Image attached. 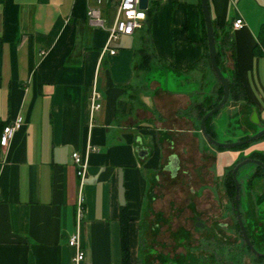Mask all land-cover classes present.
<instances>
[{"label":"crops","instance_id":"1","mask_svg":"<svg viewBox=\"0 0 264 264\" xmlns=\"http://www.w3.org/2000/svg\"><path fill=\"white\" fill-rule=\"evenodd\" d=\"M155 2L143 29L110 42V53V28L88 14L97 0H0V119L22 118L9 145L0 144V264H71L75 234L81 264H122L123 205L135 261L161 180L172 191L182 187L185 203L197 199L205 219L226 221L224 180L241 153L218 151L200 128L221 86L206 56L201 0ZM208 3L215 30L229 27L233 38L223 71L236 63L249 102L230 96L228 116L220 110L211 119L214 137L221 127L234 131V121L254 134L252 107L264 123V49L256 48L264 0ZM239 16L246 25L233 30ZM141 48L149 53L144 66ZM75 151L88 159L83 183ZM253 172L246 191L259 194L264 174L252 179ZM247 262V255L238 260Z\"/></svg>","mask_w":264,"mask_h":264},{"label":"rangeland","instance_id":"2","mask_svg":"<svg viewBox=\"0 0 264 264\" xmlns=\"http://www.w3.org/2000/svg\"><path fill=\"white\" fill-rule=\"evenodd\" d=\"M102 1L103 2L99 5V9L102 12L103 18L106 20L105 27L111 28L116 16V1L118 0ZM155 7V0H150L149 8L153 11L155 10ZM146 33L147 31L145 32V34ZM224 107L225 108L222 109L221 113L227 115L228 112H226L225 109L226 107H228V103ZM233 126H236L234 131L230 128L224 129L223 127H221L218 131L216 139L222 142H235L241 140V137H244L246 135H252V132L248 134V132L240 130L237 127L238 124L236 121H234ZM216 149L223 153L227 151L236 150L239 151L242 156H246L245 158H248L249 156H251L252 153H262V151H264V135L260 138L254 139L244 144L242 147H218ZM257 168L258 167L255 164H246L239 170L237 174L240 181V193L242 203L241 207L246 204L249 210L253 209L252 212L250 211V217L248 215V217H252V219H254L255 216L258 218L264 217V196H255V200H253V203L250 201L249 197H245L244 199V193L246 191L245 178L248 179L247 173L250 174L251 171L253 172ZM180 176V178L183 179L182 175ZM185 179H187V177ZM160 183L163 185L164 189H161V191H159L158 200L156 202H152L153 204L146 212V221L143 223V232H141L140 247H137V250L139 252L137 251V255L134 256V259L138 264H185V257L184 255H182L185 250L184 239L186 238V235H184V232L187 230H195L193 222H191L193 214L192 209L195 206L198 211L201 209L200 206L196 205L197 199L192 201L193 206L189 205L188 203H185L187 200H185L184 202L183 196L185 194L182 187L172 191L169 186L167 187L164 185L163 180H161ZM220 187L222 188L223 185L220 184ZM251 191L255 192L254 189H252ZM261 192H264V187ZM222 197L228 198L225 193L222 194ZM249 202H251V204H249ZM231 208L232 203L230 202L229 206L225 207V209L229 211L231 210ZM242 209L244 208L242 207ZM224 214L226 215L227 222H230V218L227 217L229 215H232L233 218L236 219V217H234V214L231 212H228L227 214L224 212ZM177 216L178 219H175ZM251 220L249 219L250 224L252 223ZM225 231L229 234H232V226L226 227ZM196 235H198V233H195V236ZM240 237L242 238V236ZM174 245L178 246L176 249L178 251V255H180L179 259H172V251L174 250ZM221 248V252H223L226 257H236L235 259L239 261H241L242 255L248 254V250L245 248V245L243 243H240V241H238L237 244L233 246L223 245ZM238 249L240 250L239 252ZM232 250L234 251V254L230 255Z\"/></svg>","mask_w":264,"mask_h":264},{"label":"flooded vegetation","instance_id":"3","mask_svg":"<svg viewBox=\"0 0 264 264\" xmlns=\"http://www.w3.org/2000/svg\"><path fill=\"white\" fill-rule=\"evenodd\" d=\"M233 167L234 166L231 168L233 169ZM262 196H264V192H262ZM229 202L231 201L229 200ZM189 205L193 206V203L190 202ZM195 207L192 209L193 214L191 222H193L194 229L197 231H185V264H239L238 260L235 259L236 257L226 259L223 258L224 253L221 252V247L223 246L221 240L225 245L230 246L237 244L238 241L243 243V239L240 237V230H238L236 226V219L233 218L232 215L230 216V222L221 220L213 221L214 219L211 217L205 219ZM229 211L233 213L235 217L233 206ZM249 219L251 220L252 217ZM251 222L252 223H249L247 228L251 241L257 251L264 252V217L258 218L255 216ZM230 226L233 228L232 234H229L226 231H221ZM195 233H198V235L195 236ZM177 247V245H174L172 259L180 258L176 249ZM245 248L248 250V254H244L248 256V262L245 264H264V257L255 255V253H253L249 247L247 248L246 245ZM239 251L240 250L238 249V252ZM232 254H234L233 250L230 255ZM243 259L245 258L243 257Z\"/></svg>","mask_w":264,"mask_h":264},{"label":"trees","instance_id":"4","mask_svg":"<svg viewBox=\"0 0 264 264\" xmlns=\"http://www.w3.org/2000/svg\"><path fill=\"white\" fill-rule=\"evenodd\" d=\"M151 11L152 10L149 8V10H148L149 14L151 13ZM203 33H204L203 34V41L205 42V44L207 46V34H206L204 22H203ZM215 36L217 39L220 38L219 39L220 43L217 46V51H218L217 52V61L223 69L222 59L225 55V49L229 48L232 56H234L233 38H232V34L229 30V27L223 31L222 35H219V33L215 30ZM258 39H259V42H258L256 48L259 51H261V49H264V24L261 26V29H260L259 35H258ZM138 52L140 53V55H144L140 59L139 66H144V64L147 63V61H148L149 53L144 48L139 49ZM206 56L209 59L208 53L206 54ZM144 68H148V67H144ZM225 70L227 71V74L230 78V91H231L230 96H231V98L234 100L243 99L246 101V103L249 104L248 99H247V95L245 92V88H244L243 83H242V81L239 77V74L237 72L236 63L233 62L232 68H228ZM223 93H224L223 86H220L217 101L222 97ZM217 101L214 102L211 106H209V109L214 107L217 104ZM204 114H205V112H202L201 116H203ZM211 119H212V117L208 118V120L206 122V130L209 134L214 136L215 132L211 126ZM7 124H8L7 122L0 119V137H1V134L3 132L4 127ZM249 136L250 135H246V136L242 137L241 139L248 138ZM250 157L259 158V159L264 161V154L263 153H252ZM263 174H264V170L258 166L256 171L252 174V179H255V178L257 179L258 177L261 178V176H263ZM224 182H225L224 183L225 194H226V196H228L229 200L231 201L233 209H234V213H235L236 183H235V180L233 178L232 168H229ZM251 190H252V188L250 186L249 189L247 191H245V193H244V199H245V197H249L250 201L253 203V200H255V196L262 195V192L259 194H253V192ZM251 202H249V204H251ZM240 205H242L241 198H240ZM242 207L244 209H242ZM242 207H241V209L243 212L244 220H245V223H247V228H248V224H249L248 219L251 215L250 211L252 212L253 209L249 210L247 208L246 204H244V206H242ZM248 215H249V217H248ZM130 223H131V217L129 215V211H128L127 207L123 205V206H121V209H120L122 264H138L136 261H134L132 259V255H131ZM236 226H237V229L240 230V227L237 223H236Z\"/></svg>","mask_w":264,"mask_h":264},{"label":"water","instance_id":"5","mask_svg":"<svg viewBox=\"0 0 264 264\" xmlns=\"http://www.w3.org/2000/svg\"><path fill=\"white\" fill-rule=\"evenodd\" d=\"M140 6L141 8H147L148 0H141ZM201 6H202L205 30L207 34V47H208L210 65L214 74L219 80L221 86H223L224 93L222 97L217 101V104L214 107L208 109L205 112V114L202 116L200 121V128L206 139L209 140L216 147H226V148L242 147L244 144L254 139L260 138L264 135V123L260 120L258 111L255 107H252V111L249 115V119L257 127V130L254 134L250 135L248 138L241 139L235 142H222L216 139L211 134H209L206 130V122L208 118L213 117L216 113L222 110V108L229 102L231 91H230V78L228 74L223 71L221 65H219L217 61V52H218L217 46L220 43L219 41L220 38L217 39L215 36V28H214L213 18L208 0H201ZM246 164H255L257 165V167L259 166L264 170V161L259 158H254L250 156L248 158H245V156L239 155L235 159L234 167L232 169L233 178L236 183L235 217H236V222L240 227V233L246 247H249L251 251L255 253V255L264 257V252L257 251V249L255 248L254 244L251 241L240 205V198H241L240 181L237 174L239 170Z\"/></svg>","mask_w":264,"mask_h":264},{"label":"built area","instance_id":"6","mask_svg":"<svg viewBox=\"0 0 264 264\" xmlns=\"http://www.w3.org/2000/svg\"><path fill=\"white\" fill-rule=\"evenodd\" d=\"M102 0H97L100 4ZM141 0H118L116 16L114 19V23L112 27L109 29V36L107 42L105 44L104 50H109L110 53H115V49L110 48V42L118 39L121 35H131L135 33L137 30H140L144 27L145 23L148 19V10H149V2L147 8H141L140 6ZM88 14L90 17L91 24L99 27H104L106 20L102 17L101 10L98 7H90L88 10ZM246 25V22L242 16L236 17L232 22V29L237 30ZM46 53L45 50L40 51L41 55ZM98 92L93 90L91 95L92 109L96 110L101 107V104L97 102L99 98ZM22 123V118L18 117L11 124H7L0 137V144L2 146H8L14 133L20 128ZM73 159L75 164L78 167L77 173L81 178V183H83V178L86 174L88 167V159L87 157H82V155L75 151L73 152ZM79 210L78 216L82 215V202L83 198L80 193L79 198ZM69 245L76 248V253L72 257L71 264H81L85 259V251L80 242L79 235L75 234L69 238Z\"/></svg>","mask_w":264,"mask_h":264}]
</instances>
